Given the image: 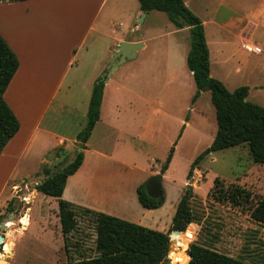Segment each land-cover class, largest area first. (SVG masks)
<instances>
[{
	"label": "crops",
	"instance_id": "obj_1",
	"mask_svg": "<svg viewBox=\"0 0 264 264\" xmlns=\"http://www.w3.org/2000/svg\"><path fill=\"white\" fill-rule=\"evenodd\" d=\"M108 1L0 3V36L20 63L4 95L20 122V130L0 154V217L5 209L3 205L12 199L11 190L18 185L16 181L40 173L50 162L48 158L60 147L74 151L72 160L77 154L82 145L78 135L87 125L90 103L86 108L80 105L78 110L73 100L76 89L91 92V101L95 81L109 70L110 59L121 42L143 43L141 49L146 47L142 39L124 40L105 32L101 16ZM252 1L255 2L254 10L245 14L243 0H204L202 22L210 51L211 76L223 82L229 91L248 86V101L254 98L252 103L262 106L263 98L259 94H264V0ZM185 3L188 6V2ZM138 10L137 16H141L140 5ZM105 22L116 28L114 19ZM207 27L211 28L210 32ZM212 30L215 36L211 35ZM100 36L105 37V41L112 39L104 48L107 61L106 57L99 59L94 54ZM253 48L259 49L260 53H253ZM109 84L110 81L106 86ZM104 92L100 120L84 144L86 148H80L83 162L67 179L62 199L168 233L186 190L177 189L176 182H171L169 166L162 180L163 205L156 209L142 206L137 190L160 173L157 161L148 160L136 146L131 147L122 140L113 142L112 133H129L134 121L135 128L146 141L147 122H137L141 118L140 103L107 102L105 89ZM188 127L189 122L185 124L180 140ZM98 133L100 137H97ZM10 186L8 198L3 202ZM166 218L171 223L169 226L165 223Z\"/></svg>",
	"mask_w": 264,
	"mask_h": 264
},
{
	"label": "rangeland",
	"instance_id": "obj_2",
	"mask_svg": "<svg viewBox=\"0 0 264 264\" xmlns=\"http://www.w3.org/2000/svg\"><path fill=\"white\" fill-rule=\"evenodd\" d=\"M184 1L203 21L204 0ZM242 5L243 12L250 14L255 2L243 0ZM138 9V0H109L101 16L107 34L124 40L142 39L146 42V47L140 50L136 58L122 63L121 68L118 67L109 76L110 70H107L96 80L104 82L107 102L128 100L140 103L141 118L137 122H147L146 141H143V136L135 128L134 121L129 133L113 132L112 141L122 140L131 147L136 146L148 160L157 161L156 166L160 170L170 159L171 182L175 181L179 190L185 191L189 184L193 188L190 207L194 221L190 225H194V228L186 240L176 242L177 250L187 255L189 246L195 243L248 263L264 264V227L251 218L246 207L236 208L230 204L216 203L208 196L215 179L219 178L226 187L241 185L257 199L264 197V165L256 164L249 147L241 145L212 153L199 164L193 179L187 180L191 165L212 144L217 133L211 92L202 91L194 101L197 87L186 64L191 47L189 28L177 29L162 12L152 11L147 18L143 14L137 16ZM110 18L115 20L116 28L105 22ZM207 29L211 31L210 27ZM213 33L212 30L211 35L215 36ZM216 38L219 39L218 34ZM105 39L100 36L94 54L99 59L106 57L107 61L108 55L104 48L111 44L112 39ZM117 86L122 90H117ZM90 93L76 89L73 100L78 110L80 105L88 107ZM259 95L263 98L264 107V94ZM250 100L254 102L256 99ZM187 122L190 127L185 129L184 137L180 140L182 128ZM97 137H100V133ZM73 156V150L69 152L60 147L48 158L50 162L43 166L40 173L24 181L19 179L16 181L17 186L12 190L11 186L7 189L3 202L11 190L13 204L10 211L9 203L3 205L5 209L0 218V237H4L0 254L7 255L4 260H0V264H68L69 260L76 261L96 255L93 220L80 210V226L70 235L67 249L58 215V200L36 189L47 177L44 172L47 168L55 171L67 166ZM165 189H169L166 184ZM8 222L13 225L7 229L2 228ZM165 223H168L167 218ZM6 246L8 252L5 251Z\"/></svg>",
	"mask_w": 264,
	"mask_h": 264
},
{
	"label": "trees",
	"instance_id": "obj_3",
	"mask_svg": "<svg viewBox=\"0 0 264 264\" xmlns=\"http://www.w3.org/2000/svg\"><path fill=\"white\" fill-rule=\"evenodd\" d=\"M3 1L27 0H0V3ZM138 2L141 12H162L177 29L189 28L191 47L187 56V66L193 74L197 87L194 101L199 98L202 91L206 90L205 87H208L207 90L211 92L212 104L216 111L217 133L212 144L191 165L187 180L193 179L199 164L212 153L241 145L249 147L250 155L256 164L264 165V107L248 101V86H242L232 92L223 82L211 76L210 51L202 20L188 8L184 0H138ZM19 65L18 57L0 36V154L20 130V122L4 98ZM103 89L104 82L96 81L89 105L88 122L84 131L78 135V140L82 144L81 149L86 148L84 144L87 143L100 120ZM82 162L83 152L79 153L67 166L55 171L47 168L44 171L47 177L36 187L40 193L58 200V215L67 249L70 235L79 229L80 210L95 224L96 255L76 261L69 260L68 264H163L170 253V233L174 230L185 231L173 236L178 241L186 240L192 233L194 225L190 224L194 221V215L190 201L193 198V188L190 184L178 205L168 233L63 200L62 195L67 179L77 172ZM170 162L169 159L160 173H166ZM137 192L140 203L146 209L159 208L165 201L164 191L159 198L150 197L146 190V183L141 185ZM208 196L216 203L230 204L236 208L246 207L251 218L264 227V197L257 199L250 190L241 185L232 184L226 187L219 178L215 179ZM12 204L13 199L9 202V211L12 210ZM12 225V222L6 224L7 228ZM5 251L8 252L7 246ZM187 254L191 260L180 250L172 256L175 262L181 264H187L189 260V264H252L195 243L190 245ZM6 256L5 253L0 254V260H4Z\"/></svg>",
	"mask_w": 264,
	"mask_h": 264
},
{
	"label": "water",
	"instance_id": "obj_4",
	"mask_svg": "<svg viewBox=\"0 0 264 264\" xmlns=\"http://www.w3.org/2000/svg\"><path fill=\"white\" fill-rule=\"evenodd\" d=\"M146 15H147V13H143L144 17H146ZM142 47H144L143 43L121 42L119 44L117 50H116V53L114 54V56L112 58L111 63H110V66H109L110 72H109L108 76L110 74L114 73L118 69L119 65H121L122 63H124L128 60L134 59L137 55V51L139 49H141ZM205 89L207 90L208 87H205ZM81 151L82 150L80 148H78L77 154L75 155L74 158H76V156L79 153H81ZM162 180H163V174L162 173H158V174H156V175H154L148 179V181L146 183V190H147V193L150 197L159 198L162 196V194H163ZM12 216H14V215H12ZM2 228L7 229V226L2 225ZM184 232L179 231V230H174L170 233V239H171V241H170V253H169V256L167 257L166 261L163 264H181L180 262H175L174 257L172 256L173 254H177L176 241L173 238V236L180 235ZM3 240H4V237H0V245L2 244ZM189 248H190V246H189ZM189 258L191 260L190 256H189ZM190 260L187 264L190 263Z\"/></svg>",
	"mask_w": 264,
	"mask_h": 264
},
{
	"label": "built area",
	"instance_id": "obj_5",
	"mask_svg": "<svg viewBox=\"0 0 264 264\" xmlns=\"http://www.w3.org/2000/svg\"><path fill=\"white\" fill-rule=\"evenodd\" d=\"M251 51H252L253 53H255V54H258V53H260V50H259V49H257V48H253Z\"/></svg>",
	"mask_w": 264,
	"mask_h": 264
},
{
	"label": "bare ground",
	"instance_id": "obj_6",
	"mask_svg": "<svg viewBox=\"0 0 264 264\" xmlns=\"http://www.w3.org/2000/svg\"><path fill=\"white\" fill-rule=\"evenodd\" d=\"M175 241L177 242L178 240H177V239H175ZM177 253H178V250H177ZM175 255H176V254H174V256H175ZM174 256H173V257H174ZM188 257H189V256H188Z\"/></svg>",
	"mask_w": 264,
	"mask_h": 264
}]
</instances>
